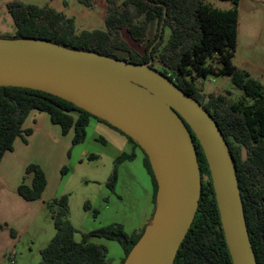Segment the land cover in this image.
<instances>
[{
    "label": "trees",
    "instance_id": "trees-1",
    "mask_svg": "<svg viewBox=\"0 0 264 264\" xmlns=\"http://www.w3.org/2000/svg\"><path fill=\"white\" fill-rule=\"evenodd\" d=\"M86 6L92 0H79ZM221 9L207 0H106V28L79 31L76 19L50 6L14 0L7 4L15 26L8 38H39L70 48L89 50L134 63H149L167 75L209 111L229 146L244 204L247 225L258 264H264V84L239 69L233 62L238 45L239 4ZM123 31L129 33L143 50L133 47ZM231 76L246 96L230 101L224 94L204 92L198 81L209 75ZM33 110L46 112L64 135L74 130L73 146L83 143L91 118L103 121L72 102L40 90L0 86V162L12 151L18 137L30 135L24 123ZM202 172V192L195 219L177 253L174 264H233L222 227L210 169L203 148L193 133ZM145 164L154 183V204L158 184L147 154ZM134 154H122L115 161L107 182L114 190L118 166ZM67 171L64 166L62 172ZM26 173L31 184L22 182L18 193L27 201L42 197L47 176L37 163ZM55 225V235L40 250L38 264H110L108 247L92 240L118 241L125 250V261L143 234H128L122 224H111L86 233L82 241L75 238L76 228L69 219L68 195L46 203ZM155 210V207H154ZM154 213V212H153ZM153 216V215H152ZM1 225V223H0Z\"/></svg>",
    "mask_w": 264,
    "mask_h": 264
},
{
    "label": "water",
    "instance_id": "water-1",
    "mask_svg": "<svg viewBox=\"0 0 264 264\" xmlns=\"http://www.w3.org/2000/svg\"><path fill=\"white\" fill-rule=\"evenodd\" d=\"M0 86L72 102L131 137L158 184L151 221L123 264H174L195 219L207 159L233 264H258L229 146L197 99L149 63H134L39 38L0 37Z\"/></svg>",
    "mask_w": 264,
    "mask_h": 264
},
{
    "label": "rangeland",
    "instance_id": "rangeland-1",
    "mask_svg": "<svg viewBox=\"0 0 264 264\" xmlns=\"http://www.w3.org/2000/svg\"><path fill=\"white\" fill-rule=\"evenodd\" d=\"M11 1L14 0H0V37L8 38L15 34V26L7 8V4ZM21 1L63 11L76 19L79 31L106 28V0H92L91 6H86L79 0ZM207 1L221 9L232 7L231 1ZM239 14L238 45L233 62L239 69L248 72L252 78L264 84V0H240ZM123 35L133 47L143 50L128 32L123 31ZM198 84L199 86L202 84L204 92L224 94L230 101L245 97L248 103L254 102L252 97L246 96L244 91L234 83L231 76L211 74L202 81L199 80ZM103 138L112 141L108 135H103ZM89 144L92 147L90 150L97 154L98 158H83L84 160L80 161L75 157L65 164L67 171L64 173L63 167L62 169L50 168V170L47 167L50 178L54 176L66 178L62 184H66L64 186L69 199V219L76 228V240L82 241L86 233L111 224H122L128 234L138 236L143 230L137 225L141 211L137 208L136 199L130 198L129 193L136 189L138 193L143 192V183L148 181L147 171L143 169L142 161L134 159L136 157L134 155L129 159L130 162L119 164L118 171L122 164L120 182L117 186L115 185L112 192L107 185L115 165V160L108 152L111 147H106L102 141L97 140H92ZM130 151L127 150L129 153ZM15 212L14 207L8 208L5 215L10 220L13 217L16 219L18 215ZM14 221L12 227H9L8 223H4L3 226L8 227L13 236L18 238L15 264H38L41 261L40 250L50 242L56 232L50 209L44 207L30 227L23 229V225L18 226L17 219ZM92 240L108 245L110 264L122 262L123 248L118 241L95 237Z\"/></svg>",
    "mask_w": 264,
    "mask_h": 264
},
{
    "label": "crops",
    "instance_id": "crops-1",
    "mask_svg": "<svg viewBox=\"0 0 264 264\" xmlns=\"http://www.w3.org/2000/svg\"><path fill=\"white\" fill-rule=\"evenodd\" d=\"M24 127L32 129V133L25 136L26 140L23 137H18L15 140L13 150L6 152L0 162V264H8L7 256L11 253L15 254V259L17 258L15 248L18 238L14 237L9 228L4 227L3 224L8 223L9 227H12L15 223L14 220L17 219L18 226L23 225V229L30 227L46 207L47 202L65 195L66 186L64 185L66 184L62 183L66 178L57 176L50 178L47 167L49 170L50 168L62 169L66 163L75 157L76 160L80 161L85 158H98V155L90 150L92 147L89 142L92 140L102 141L104 146L111 147L108 152L115 161L124 153L134 154L136 156L134 159L142 161L143 169H146L145 172L147 171L148 181L143 183V192L138 193L137 189L130 191L129 197L136 199L137 208L141 211L137 225L143 229L151 221L155 207L153 178L145 164L144 152L132 144L124 134L103 121L91 118L87 127L86 140L78 144V148H76V145L73 146L72 144L74 130L64 135L61 127L51 121L48 113L37 110L30 112ZM103 135L110 136L112 141H107ZM128 149L131 150L130 153L127 152ZM122 162L125 164L130 160L126 159ZM31 163H37L43 168L48 182L41 198L27 201L18 193V187L22 182L31 184L32 175L26 173V168ZM122 164L119 167L116 186L120 182ZM13 207L16 209L15 213L18 217L16 219L13 217L10 220L5 213L8 208L13 209ZM124 256L125 250L123 248L121 258L123 259Z\"/></svg>",
    "mask_w": 264,
    "mask_h": 264
},
{
    "label": "built area",
    "instance_id": "built-area-1",
    "mask_svg": "<svg viewBox=\"0 0 264 264\" xmlns=\"http://www.w3.org/2000/svg\"><path fill=\"white\" fill-rule=\"evenodd\" d=\"M8 260H10V264H15L16 261H15V254L14 253H11L7 256Z\"/></svg>",
    "mask_w": 264,
    "mask_h": 264
}]
</instances>
